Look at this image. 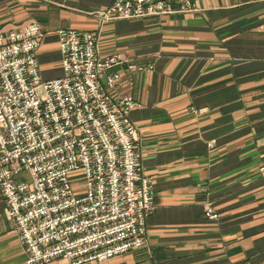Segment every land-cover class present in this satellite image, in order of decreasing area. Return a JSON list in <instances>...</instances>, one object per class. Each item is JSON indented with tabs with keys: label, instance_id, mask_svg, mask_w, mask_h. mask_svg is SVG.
<instances>
[{
	"label": "crops",
	"instance_id": "obj_1",
	"mask_svg": "<svg viewBox=\"0 0 264 264\" xmlns=\"http://www.w3.org/2000/svg\"><path fill=\"white\" fill-rule=\"evenodd\" d=\"M114 1L0 0V32L45 29V80L64 74L61 29L96 32L103 57L129 61L113 69L112 92L140 104L130 117L155 210L144 248L88 264H264V0H193L191 12L102 23L95 13ZM26 261L0 192V264Z\"/></svg>",
	"mask_w": 264,
	"mask_h": 264
},
{
	"label": "built area",
	"instance_id": "obj_2",
	"mask_svg": "<svg viewBox=\"0 0 264 264\" xmlns=\"http://www.w3.org/2000/svg\"><path fill=\"white\" fill-rule=\"evenodd\" d=\"M177 3L174 11L163 0H115L95 15L104 23L194 10L193 0ZM45 37L39 23L0 32V192L26 264L142 249L155 203L130 117L140 104L112 92L122 78L113 69L129 61L103 57L96 32L61 29L64 74L45 80L37 59ZM206 213L218 217L211 206Z\"/></svg>",
	"mask_w": 264,
	"mask_h": 264
},
{
	"label": "rangeland",
	"instance_id": "obj_3",
	"mask_svg": "<svg viewBox=\"0 0 264 264\" xmlns=\"http://www.w3.org/2000/svg\"><path fill=\"white\" fill-rule=\"evenodd\" d=\"M44 78V77H43ZM78 176H81V173H77Z\"/></svg>",
	"mask_w": 264,
	"mask_h": 264
}]
</instances>
